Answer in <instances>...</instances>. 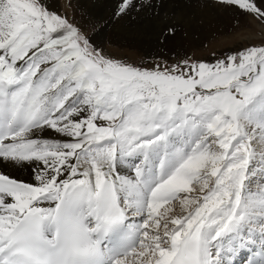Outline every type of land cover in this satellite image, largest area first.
I'll return each mask as SVG.
<instances>
[{
  "label": "snow or ice",
  "instance_id": "obj_1",
  "mask_svg": "<svg viewBox=\"0 0 264 264\" xmlns=\"http://www.w3.org/2000/svg\"><path fill=\"white\" fill-rule=\"evenodd\" d=\"M200 6L264 24V0ZM213 57L134 66L0 0V264H264V46Z\"/></svg>",
  "mask_w": 264,
  "mask_h": 264
},
{
  "label": "bare ground",
  "instance_id": "obj_2",
  "mask_svg": "<svg viewBox=\"0 0 264 264\" xmlns=\"http://www.w3.org/2000/svg\"><path fill=\"white\" fill-rule=\"evenodd\" d=\"M50 2L58 11L66 13L72 23L86 31L92 42L105 44L114 53L131 58L139 54V50L132 48L147 53L151 51L153 55L175 51L182 57L205 53L232 42L236 37H243L246 29L243 27L247 21L251 24L249 31L259 29L264 33V24H257V20L242 10L233 6L202 7L200 4L203 0H162L163 7L158 16L132 12L120 19L113 18L119 0ZM233 24L236 26L233 27ZM169 26L176 28L174 34L167 35L163 44H159L160 41L157 43L158 36L166 33ZM15 175L26 181L31 179L27 168L17 171Z\"/></svg>",
  "mask_w": 264,
  "mask_h": 264
},
{
  "label": "rangeland",
  "instance_id": "obj_3",
  "mask_svg": "<svg viewBox=\"0 0 264 264\" xmlns=\"http://www.w3.org/2000/svg\"><path fill=\"white\" fill-rule=\"evenodd\" d=\"M63 14L66 15V13H63ZM257 24H261V23H259V21H257ZM75 25L79 26L78 24H75ZM234 25L236 26V24H233V27H234ZM261 25H263V24H261ZM243 28H246L243 31L244 32L243 37H240V38L236 37L232 42L230 41L229 43H226V44L221 45L219 47L211 48L210 51H208V52L206 51L205 53H198L195 55L191 54L189 56L187 55V56H183V57L178 52H175V51H173V52L170 51L168 53L162 52L160 54L153 55L151 53V51L149 53H147L146 51H143L141 49L132 48L135 51L139 50L138 51L139 54L134 56V58H131L129 55H119L118 53H114L113 50H109L108 48H106L105 44H97L95 42H92L91 39H90V41L94 45H96L97 47L102 49L104 51V54L106 56H108L109 58L121 60L125 63H131L134 66L152 67L154 64L159 63V62H163V61H167L168 64H173L176 61L187 59V58H191L192 61L212 62L214 59L213 53H215L216 56H221L225 52H228V51H235L238 49L251 47V46H264V33H262L261 30L257 29L256 31H253V32L249 31L248 29L251 28V24L248 23V21L246 22V24ZM259 28L261 29L262 27L259 26ZM175 30H176V28H175ZM159 36H158L159 40L157 41V43L160 41L159 44H163V42L165 41L164 38H166L167 35H164L162 33L161 36L160 37ZM149 40L150 39H148V41ZM159 51H160V48H159Z\"/></svg>",
  "mask_w": 264,
  "mask_h": 264
}]
</instances>
